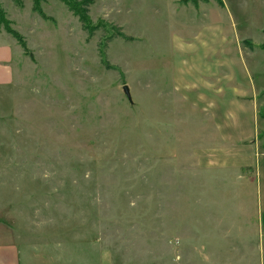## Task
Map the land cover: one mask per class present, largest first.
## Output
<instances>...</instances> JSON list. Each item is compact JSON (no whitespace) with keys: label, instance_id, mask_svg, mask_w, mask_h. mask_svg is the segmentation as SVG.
Here are the masks:
<instances>
[{"label":"rangeland","instance_id":"374dc122","mask_svg":"<svg viewBox=\"0 0 264 264\" xmlns=\"http://www.w3.org/2000/svg\"><path fill=\"white\" fill-rule=\"evenodd\" d=\"M88 1L91 30L61 0L44 15L0 0L29 52L0 28L17 66L0 89V222L42 247L99 238L115 264L253 257L237 246L259 239L261 175L244 192L212 150L238 147L235 133L264 142V0ZM232 87L249 92L236 109ZM241 191L237 212L223 198Z\"/></svg>","mask_w":264,"mask_h":264},{"label":"crops","instance_id":"0c3cea01","mask_svg":"<svg viewBox=\"0 0 264 264\" xmlns=\"http://www.w3.org/2000/svg\"><path fill=\"white\" fill-rule=\"evenodd\" d=\"M2 35V34H0ZM8 64V65H7ZM6 65V66H5ZM10 61H8L6 50L3 45H0V89L5 88L12 82H14V77L17 73V66H9ZM252 88V86H250ZM230 92H227L221 98L222 100H228V106L231 109L232 106L236 109L239 107V102L237 106L236 100L238 97L234 96L235 92L240 93L243 95V91L249 93L248 91L242 89V87L238 88H229ZM256 92H253L254 99H258ZM255 94V95H254ZM258 94V93H257ZM256 97V98H255ZM253 99V100H254ZM252 100V101H253ZM256 101V100H255ZM220 108V106H219ZM264 129V126L261 130ZM250 132V131H249ZM261 131H259L260 133ZM233 133L230 131L228 135L232 137ZM249 134V133H248ZM258 135V134H256ZM238 147L235 149L233 148H222V149H215L213 152V157H216L215 164H219L221 168L225 170L232 169V173H235L234 179L235 184L244 185L243 191L245 192L246 186H250L254 181L256 176L261 175V183L259 184V188L257 187V195H256V202L257 204L253 207L251 211V215L253 216L254 227L252 233H256L259 239L255 241L253 244H242V246L238 245L237 249L240 250L241 248L246 249L247 247L253 249L255 251V255L253 257H248L244 254V256L239 257V261L241 264H250V259L255 261L256 264L262 263L264 264V161L262 165L257 164L255 161V156L257 154L262 155L264 158V150L261 151V148L257 150L254 145V142L257 141L258 136H255L253 133L250 135L246 134H239L235 133ZM251 138L252 144H249L247 140ZM242 142H245L243 144ZM259 145L264 147V142L258 139ZM225 145V144H224ZM228 148V149H227ZM224 150L226 153H224ZM224 153L225 155H223ZM230 153V154H229ZM216 155V156H215ZM223 155V157H222ZM219 156V158H218ZM204 161V160H203ZM202 161V162H203ZM206 161V160H205ZM208 164V163H206ZM247 167V168H246ZM246 171L248 176H250V181L246 185L241 183L242 176L239 175V172ZM251 172V173H250ZM247 193V192H246ZM234 195L225 196L223 198V202L231 203L237 208V212L239 210H244L245 203L243 205V201H240L243 192L241 191L233 193ZM228 198V199H227ZM236 212V213H237ZM238 215V213H237ZM242 217L241 215H238ZM232 231V230H231ZM243 232L240 230L238 231V239L240 241V235ZM229 232L223 231V238H228ZM28 238H25L24 234H20L18 228L6 225L3 222H0V264H36L37 260L44 263V264H115L110 257V254L107 255L103 253V250L100 245L99 238H92V242H87V247L84 246L83 241L76 240L71 245L66 241H62L61 243L55 245H49L48 243L45 246H37L36 243H32L27 241ZM227 240V239H226ZM29 242V243H28ZM240 244V243H239ZM227 245H230L229 242ZM214 246L213 244H207L205 247V252L210 253V248ZM229 248V247H228ZM229 250V249H228ZM256 259H259V263L256 262ZM229 260V259H228ZM213 261V260H212ZM211 260L207 264H213ZM227 260L222 259L220 263L216 261L218 264H224ZM230 264V261H227Z\"/></svg>","mask_w":264,"mask_h":264},{"label":"trees","instance_id":"16d2710c","mask_svg":"<svg viewBox=\"0 0 264 264\" xmlns=\"http://www.w3.org/2000/svg\"><path fill=\"white\" fill-rule=\"evenodd\" d=\"M43 0H33V11L40 13L41 15H44V13L42 12V7H41V2ZM63 3H65V5L74 13L76 14V16L79 17V19L81 20V22L85 25V28L88 30H91L92 27L94 25L89 24L90 22V18L88 16V11L87 8H82V4H84V2L89 3L88 0H84V1H78V0H61ZM192 3H194V5H196L197 0H191ZM218 1V0H217ZM218 3L221 5V1L219 0ZM87 5V4H86ZM12 22L10 19H8L7 15L5 14V11L2 8V4L0 2V28L4 29V31L6 33H8L9 35H11L12 37L15 38V40L20 44L21 48L23 49V51L25 53H29L28 52V47L26 45V41L23 39V36L18 32L17 29L13 28L12 26ZM249 45H253L251 43V41H248ZM262 44L259 45V48L261 50L264 49V39L261 42Z\"/></svg>","mask_w":264,"mask_h":264},{"label":"water","instance_id":"95a60500","mask_svg":"<svg viewBox=\"0 0 264 264\" xmlns=\"http://www.w3.org/2000/svg\"><path fill=\"white\" fill-rule=\"evenodd\" d=\"M122 89L127 97L128 102L132 103V97H131L130 89L128 88V86L124 84L122 86Z\"/></svg>","mask_w":264,"mask_h":264}]
</instances>
